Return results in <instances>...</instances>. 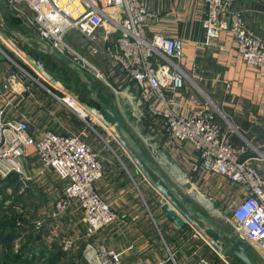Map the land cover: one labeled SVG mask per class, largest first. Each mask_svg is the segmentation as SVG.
I'll use <instances>...</instances> for the list:
<instances>
[{
  "label": "crops",
  "instance_id": "0c3cea01",
  "mask_svg": "<svg viewBox=\"0 0 264 264\" xmlns=\"http://www.w3.org/2000/svg\"><path fill=\"white\" fill-rule=\"evenodd\" d=\"M142 1L147 8L157 14L156 20L146 26L148 37L158 33L176 35L183 39L184 54L178 60L185 75L183 87L177 91H173L170 86L164 89L166 97L173 101V108L180 114L190 117L204 108L213 111L208 106L211 100L222 110L229 124L236 127L238 131H245L251 136V140H247L241 131L244 138L238 133H233L232 143L236 135L245 145L233 143L235 148L242 150L240 156L247 155L245 157L247 158L252 154L253 157L264 159V75L262 70L247 65L242 60L235 49L234 39L229 31H221L218 38L205 44V32L201 24L206 9L204 0ZM234 8L242 12L245 25L251 33L264 37V0H235ZM108 10L111 12L110 9ZM109 28V25L105 24L96 32L97 39L102 44L107 41L105 39ZM110 37L108 42H110ZM37 39L41 40L38 37ZM66 39L84 54L89 55L90 60L104 73L109 74L118 68L107 63L102 55L93 54L88 40L78 31H71L66 35ZM13 51L22 64L34 70L25 52L17 51V49ZM10 74H15L12 65L6 67V60L0 56V108L7 100L12 101V105L6 108L3 116L5 121L27 120L36 137L46 129L60 134H75L76 125L81 124L83 120L58 102L56 94L46 87L47 95L50 93L53 98V104L45 108L41 123L36 124L34 122L36 117L31 108L34 105L42 106L41 101L37 100L32 93L31 83L25 84L19 78L14 85V92L6 91L3 85ZM117 80L123 82L125 86L120 92H114L117 102L114 107L124 123L135 131L136 136L141 138L143 143L156 135L155 139L160 144L155 161H158V165L173 182L174 179L186 183L188 178L195 181L201 178L210 185L214 183L216 186H213L217 188L219 199L225 200L224 205L230 201L237 203L243 197L245 189L237 183L218 174L192 171L191 166L197 153L190 145L173 140L166 124L160 128L148 120V123L154 126L153 129L149 127L154 134L150 132L139 136L140 129L132 115H135L134 111L145 115L143 110L145 108L141 105L135 90L137 85L123 74L121 77L115 75L114 81ZM50 87L54 90L56 88L53 85ZM57 90L61 94L64 93L62 89ZM134 97H137L136 102H133ZM158 120L165 123L162 118ZM148 123L146 120V124ZM99 126L102 128L101 125ZM27 153L24 169L28 178L25 184H20L19 193L31 190L30 197H35L38 205H41L37 209L41 212L38 215H42L40 220L43 222V230H47L49 234H36L27 228V231L21 233V236L31 234L33 238V242L28 244L24 253V256L28 258L26 259L28 264H89L82 256L86 242H91L98 251L117 253L121 264L138 262L155 264L167 258L171 253L177 259V262L174 261L175 264H232L238 262L235 257L224 256L219 237L211 236L209 230L191 219L185 211L183 216L186 224L183 227L178 226L162 208V204L166 201H163L159 187L149 182V177H145L140 170L138 171L134 164L129 169L124 164L117 163L114 157H109L103 164V175L95 182V188L117 212V219L99 231L87 235L85 227L79 221L82 215L79 214V218L77 215L66 213L65 217L57 218L51 213L55 199L50 193L58 196L63 189L64 181L54 171L42 168L34 155V147H29ZM259 165L264 175V162L260 161ZM133 170L141 178V194L139 195L137 183L134 182L136 186L132 184ZM187 173L190 177H187ZM180 182L177 183L182 185ZM202 187L210 188V186ZM194 188L191 187L189 190ZM193 197L204 198L194 194ZM231 205L224 207L230 206L231 208L233 206ZM63 222L65 225L69 224V232H72L74 241L73 245L67 247H65V235H61L59 231L56 233L55 230L57 228L55 224L61 226ZM70 222H73V225ZM60 252L62 254L58 255ZM38 253L42 255L38 256ZM33 256L38 260H32ZM15 264L21 263L15 262Z\"/></svg>",
  "mask_w": 264,
  "mask_h": 264
},
{
  "label": "built area",
  "instance_id": "2783aa9c",
  "mask_svg": "<svg viewBox=\"0 0 264 264\" xmlns=\"http://www.w3.org/2000/svg\"><path fill=\"white\" fill-rule=\"evenodd\" d=\"M6 1L11 12L34 27L41 40L95 79L105 81L101 68L66 39L71 31L82 34L93 54L102 55L107 63L118 67L126 78L136 83L141 105L147 113L164 120L171 138L190 145L197 153L192 171L221 175L245 189L243 197L230 208L232 234L241 237L249 250L264 263V175L257 163L264 159H241L242 150L233 146L231 131L223 126L214 111L204 108L190 117L182 115L173 108V101L164 93L167 86L173 91L183 87L185 75L178 64L184 54L183 39L158 33L148 37L146 26L156 20L157 14L142 0ZM204 1L206 9L201 24L205 44L218 38L221 31H229L242 60L247 65L260 68L264 75V37L247 29L242 12L234 8L235 0ZM105 24L110 28L107 41L102 44L96 32ZM2 54L0 45V56L7 57ZM17 80L15 74L8 75L4 89L14 92ZM55 96L58 102L86 122L85 118H88L107 129L96 108L85 107L65 92ZM11 105L9 99L0 108V176L5 177L13 171L25 173L27 149L32 146L42 168L54 171L64 181L63 189L54 202L57 216L68 209L69 204L76 202L82 210L83 221L88 225L89 235L114 222L117 212L95 189V182L103 175V164L97 151L89 146L81 133L60 134L46 129L36 137L27 120L5 121L3 116ZM147 141V145L154 147L155 143ZM86 250L92 251L89 259L86 258L89 264H121L117 253L98 251L91 244L86 245ZM171 263L175 264L169 255L155 264Z\"/></svg>",
  "mask_w": 264,
  "mask_h": 264
},
{
  "label": "rangeland",
  "instance_id": "374dc122",
  "mask_svg": "<svg viewBox=\"0 0 264 264\" xmlns=\"http://www.w3.org/2000/svg\"><path fill=\"white\" fill-rule=\"evenodd\" d=\"M10 8L11 7L8 5L6 0H0V13L4 18L6 16L8 17V14L10 15V12H11ZM23 8L25 9V7ZM20 20L25 24L26 34H28L31 37L40 38L36 29L30 26L24 18H20ZM259 37H262V36H259ZM0 45L3 50L2 55L7 56V57H4V59L6 60V67H10L13 64H15L16 66L18 65L17 67L21 69L22 72L25 73L26 77L31 79V84H30L31 91L35 95L36 99L40 100L42 103V106L34 105L31 108L32 113H34V116L36 117L34 119V122L36 124L41 123L42 115L45 111V108H49L53 104V98L51 97V94L48 93L47 95V89L49 91L51 90L49 88L50 85L55 86L57 89H62L63 92L68 93L70 96H73L80 103H82L85 107L96 108L98 110V113L102 116L101 117V121L103 122L102 124L105 127H107V129H102L97 123H95V121L85 118L88 122L87 123L85 120H83L80 117L83 120V122H81V124L78 123L76 125L77 131H75V133L81 132V136L83 137V139L89 144V146L93 150L97 151V153L99 154L102 164H105L107 160L109 159V157L116 158L117 163H122L127 168H129L128 164H134L138 168V171L140 170V172H142L145 177L147 176L149 177L148 178L149 182H151L156 187L157 186L159 187L160 189L159 192H160V195L163 201L168 202L178 213H180L181 215H184V210L182 209V207L175 201V199L170 195V193L162 185V183L159 180H157V178L150 171H148V169H146L144 165H142L141 162H139L138 159L129 151L123 138L120 136L116 126L111 121V119L105 113H103L100 109H98L95 106H91L88 103L89 102L88 100H91V99L89 97V94L87 93L88 92L87 88L85 85L84 87L82 86L83 83L80 82L81 80L79 81L80 83H76V81L79 80L76 77V75H74L72 72L63 70V68L58 62H54L53 60L49 61L47 58L40 56L41 54L35 51H32V50L30 51V49L27 47L22 48L18 44V41L11 35L10 36L7 35L1 29V27H0ZM13 49H17V51L20 50L21 52L23 51L26 53L25 55L29 56L35 72L27 65H24L21 63V60H19V58L16 57V54L14 53ZM87 56L90 57L89 55ZM122 74H123L122 71L118 68L116 69V71L113 70V72L109 74L104 73L105 81H102V82L95 79L93 76L89 75V77L91 78L95 86H98L99 89L101 90V93H102L101 95L113 107L117 104L116 99H115V94L117 92H120L125 86L123 82H120L119 80L114 81V76L117 75L121 77ZM45 87L46 88L48 87V88L46 89ZM56 88H55V91H57L56 94L61 95V93ZM114 92L116 93L114 94ZM136 98L137 97L133 98V102H136ZM208 106H210L213 109L214 113L216 114V116L222 122L223 126L226 129L232 131V133H236L234 129H232V127L229 125L228 122L223 121L219 117L218 111L213 107L211 103ZM143 110L145 111V115H142L143 113L138 114L136 111H134L135 115L134 116L132 115L133 120H135V122L138 124L139 129H140L138 134L140 136V135L151 132V134L153 135L154 132L149 127L153 129L154 126L149 124L148 120L155 123V125L159 126L160 128H162V125L165 123L160 122L157 116L147 113L145 109ZM145 119L147 120L148 124H146ZM48 122L53 123L50 120H48ZM125 125L129 129V132L138 141L142 149L146 153H148L150 157L155 161L157 157L156 152L157 150H159L158 146L160 142L157 141V139H155L152 136L153 140L147 141L149 144L155 143L154 147H151L150 145L143 143V141H141V138L139 139L136 136L135 131L130 126H128L126 123ZM155 162L157 163L158 161H155ZM257 163L259 164V162ZM129 169H131V167ZM133 173H134V170H133ZM26 176L28 177V174L26 172L21 173V172H15V171L10 172L5 177L0 176V188H1L0 190V234H3V229L1 228L2 226L5 227L6 232L11 233L13 232L14 221H16V225H18V227L15 228L14 230L17 233V237H15L14 239H13V235L9 236V238L5 237L4 235L3 236L0 235L3 238L2 240H0V264H8V261L13 259L11 255V251H13L14 253L18 250L19 241H22V236H21L22 232L27 231L28 229L29 231L31 230L34 231L36 234L37 233L47 234V230H43L44 229V227L42 226L43 222L42 220H40L42 215L41 214L38 215L39 213H41L37 209L38 207L41 206V205H38L37 203L38 200H35V197H30L31 193L29 192L31 190H27L25 192L19 193V186L21 183L25 184ZM187 177H190L188 173H187ZM13 178H17L18 184L16 186V189H13L12 184H9L8 182L10 179H13ZM133 179L134 180L132 181V184L136 186L134 182L137 183V187H138L137 193L139 195L141 194L140 192V187H141L140 179L141 178L139 177L138 174L134 173ZM177 182H180V181H177L174 179V182H173L174 185L180 191V193L185 198V200L188 203H190V205L193 204L195 209H197V211L211 218L216 223H220L218 224L220 227H222L227 232L232 234L233 223L231 222L232 217H231L230 208H229L230 206H228L227 208H225L224 206L230 205V204L233 205L236 202L230 201V203H226V205H224L225 200H221V198L219 199L220 196L218 195L217 188L214 187L216 185L212 183L213 180L211 182L212 185H210L207 181L201 178H198L197 181H195L194 179L188 178L186 183L180 182L182 185H179ZM202 186H210V188H203ZM191 187H195V188L193 190H189V188ZM193 194L197 196L198 195L203 196L204 198L202 199H199L198 197L194 198ZM4 195L11 196L7 201H5V204L2 203L3 199H1V196H4ZM50 195L53 196V198L55 199L54 200L55 202L58 196L57 195L55 196L54 193L52 192L50 193ZM192 199L194 200V202ZM104 201L108 203L106 200ZM69 205L70 206L68 209H65L64 211L61 212L60 215L57 216L54 211V203H52L51 213L55 215V217L57 218L65 217L66 213H70V215H77L80 218L79 214L82 215L81 214L82 210L80 209L79 205H77L76 202L75 203L72 202ZM79 221L80 223L82 222L81 223L82 226L85 227L86 233L87 235H89L88 225L83 221L82 218L79 219ZM70 224L73 225V222H70ZM198 224L202 226L200 223ZM9 225H12V226H9ZM60 225L61 226H58L57 224H55V227H57L55 228V230L57 231L56 233H58L59 231L61 235L63 234L65 235V247H67L68 245H73L74 243L73 235H72V232L71 233L69 232L70 230L69 224L65 225L63 222V224H60ZM45 239H47V237H45ZM87 244L93 245L91 242L85 243L83 247V252H82V256L85 260H87L86 258L89 259L90 254L92 252L88 250H86L85 252V247ZM2 254L5 255V257H3ZM7 255L9 257H7ZM37 255L41 256L42 253H38ZM23 257H24V260L28 259L26 256H23ZM250 257L254 264H264L262 263L260 258L256 255V253L252 251H250ZM172 258H173V261L177 262V259L174 254ZM33 259L38 260V258H34V256L32 257V260ZM171 262H172V259H171Z\"/></svg>",
  "mask_w": 264,
  "mask_h": 264
},
{
  "label": "water",
  "instance_id": "95a60500",
  "mask_svg": "<svg viewBox=\"0 0 264 264\" xmlns=\"http://www.w3.org/2000/svg\"><path fill=\"white\" fill-rule=\"evenodd\" d=\"M0 27L8 35L14 37L18 42L23 43L31 49L37 50L48 57L62 63L66 67L70 68L75 72L81 82L86 86L89 97L91 101L99 107V109L105 113L116 126L120 136L123 138L129 151L141 162L142 165L148 171H150L167 189L170 195L175 199V201L182 207L185 213L197 223H200L205 229L216 234L222 244V254L224 256L235 257L238 262L232 264H254L250 257V250L246 242L237 235H232L223 228H221L214 220L203 215L196 209H194L182 196L180 191L176 188L173 181L168 177V175L161 169V167L142 149L138 141L127 129L124 121L122 120L118 111L110 104L104 101L95 88L87 72H85L80 66L72 62L65 55L61 54L50 45H48L43 40H39L35 37L28 36L21 33L20 31L12 28L5 20V18L0 13ZM13 72L17 77L23 81L25 84L31 83V79L27 78L26 75L19 69L15 64L12 65ZM208 99V97H207ZM210 103L218 111L219 116L224 121L228 122L222 110L216 106L211 100ZM232 129L239 135H243L238 131L236 127L229 124ZM244 138V137H243ZM162 208L167 216L173 220L178 226L183 227L186 224V220L183 215L178 213L168 202L162 204Z\"/></svg>",
  "mask_w": 264,
  "mask_h": 264
},
{
  "label": "trees",
  "instance_id": "16d2710c",
  "mask_svg": "<svg viewBox=\"0 0 264 264\" xmlns=\"http://www.w3.org/2000/svg\"><path fill=\"white\" fill-rule=\"evenodd\" d=\"M7 17V16H6ZM5 17V20H6V22L12 27V28H14V29H16V30H18V31H21V33L23 32V33H25L26 34V27H25V24L20 20V18H18L17 16H15L14 14H12L11 12H10V15L8 14V17L6 18ZM8 35V34H7ZM26 35H28V34H26ZM10 36V35H9ZM29 36V35H28ZM18 44L23 48V47H27V48H29L28 46H26V45H24L23 43H21V42H18ZM30 49V51L32 50V51H35V52H37V53H39V54H41L40 56H43V57H45V58H47L49 61H54V62H57L56 60H54V59H52L51 57H48L47 55H45V54H43V53H41V52H39V51H37V50H34V49H31V48H29ZM59 63V62H58ZM60 65H61V67L63 68V70H65V71H68V72H72L74 75H76V77L78 78V76H77V74L75 73V72H73L70 68H68V67H66L65 65H63L62 63H59ZM87 75H89L88 73H87ZM79 79V78H78ZM80 81V79L79 80H77L76 81V83H80L79 82ZM95 85V84H94ZM82 86L84 87V84H82ZM48 88V87H47ZM51 90H52V92H54L55 94H56V92L57 91H55L54 89H52L51 87H49ZM95 88H96V90L98 91V93L100 94V96L104 99V101L105 102H107V100L101 95L102 93H101V90L99 89V87L98 86H95ZM88 91V90H87ZM88 93V92H87ZM89 94V93H88ZM89 102V104L91 105V106H95V107H97L98 109H99V107L98 106H96L91 100H88ZM108 103V102H107ZM109 104V103H108ZM112 121V120H111ZM127 127V126H126ZM128 129V128H127ZM129 130V129H128ZM241 131V130H240ZM242 133H243V135H244V137L245 138H247V140H251L250 139V135L248 134V133H246L245 131H241ZM232 135H234L233 133H231V138H232ZM232 140V139H231ZM233 143L234 144H236V145H242V146H245V145H243L244 143L241 141V140H239L237 137H236V135H235V140L233 141ZM148 154V153H147ZM149 155V154H148ZM150 156V155H149ZM247 155H243V156H240V158L241 159H244L245 157H246ZM254 155H252L251 154V157H253ZM132 166V164H128V167L130 168ZM12 180H13V182H12ZM158 180V179H157ZM9 184H12V186H13V189H16V186H17V184H18V182H17V178H13V179H10L9 181ZM0 190H1V188H0ZM11 196H7V195H4V196H1V199H3L2 200V203H4L5 204V201H7L9 198H10ZM189 201V200H188ZM190 204V203H189ZM192 206H193V208L195 209V207H194V205L193 204H191ZM197 210V209H196ZM15 220H17V219H15ZM9 226H12V225H9ZM18 227V225H16V221H14V223H13V232H11V233H9V232H6V229H5V227L4 226H2L1 228L3 229V234H0V235H4L5 237H8L9 238V236H11V235H13V239L15 238V237H17V233L14 231L15 230V228H17ZM24 228V227H23ZM209 232V234L211 235V236H213V237H215V238H217V235L216 234H214L213 232H210V231H208ZM5 234H7V235H5ZM2 236H0V240H2L3 238H2ZM5 240V239H4ZM14 242V241H13ZM31 242H33V238L31 237V234L30 235H26V234H23L22 235V241H19V248H18V250L16 251V252H14L13 253V251H11V255H12V257H13V262H12V260H9L8 261V264H15V262L16 263H18V262H20L21 264H28L27 263V260H24V258H23V256H24V253L26 252V249H27V246H28V244H30ZM62 253L60 252L58 255H61ZM2 256L3 257H5V255H3L2 254ZM7 257H9L8 255H7ZM34 258H37V257H34Z\"/></svg>",
  "mask_w": 264,
  "mask_h": 264
}]
</instances>
